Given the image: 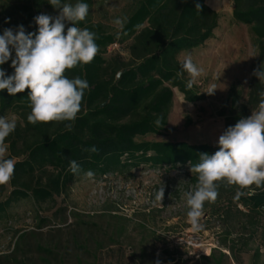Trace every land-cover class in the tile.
<instances>
[{"label": "trees", "instance_id": "trees-1", "mask_svg": "<svg viewBox=\"0 0 264 264\" xmlns=\"http://www.w3.org/2000/svg\"><path fill=\"white\" fill-rule=\"evenodd\" d=\"M231 2L232 22L249 28L257 58L245 100L239 82L228 90L218 113L224 130L257 111L259 92L264 91V83L252 74L264 63V0ZM26 5L19 8L23 18L18 25L26 32H36L32 9ZM219 19L205 0H134L130 14L115 31L101 24L78 22L77 27L97 34L99 51L89 64L66 70L69 78L80 76L90 86L70 131L65 127L68 122L30 123L28 90L15 96L0 91V116L16 119L15 131L5 141V158L15 161V171L10 182L0 185V218L21 201L55 205L56 199L64 197L70 185L88 171L92 177L105 178L141 166L184 168L191 173L190 185L196 186L197 174L190 167L199 162L201 153L212 155L219 146L160 139L169 133L174 90L188 104L207 99L194 84L188 87L191 77L181 68L178 56L213 39ZM114 45L124 47L128 57L107 55V49ZM12 55L14 58L15 53ZM0 68L7 75L14 72L11 60ZM184 123L186 128L193 125L189 118ZM93 146L98 152L86 151ZM73 160L81 167L79 174L69 170ZM243 191L247 194L236 199L237 186L221 183L216 200L204 203L202 215L207 221L214 219L221 229L218 249L199 258L204 264H242V257L249 253L252 264H259L264 249V186L252 185ZM25 238L24 234L18 237L13 252L0 256V264H65L59 246L37 245L31 257L20 258V243ZM168 260L175 262L174 258Z\"/></svg>", "mask_w": 264, "mask_h": 264}, {"label": "rangeland", "instance_id": "rangeland-1", "mask_svg": "<svg viewBox=\"0 0 264 264\" xmlns=\"http://www.w3.org/2000/svg\"><path fill=\"white\" fill-rule=\"evenodd\" d=\"M133 1L80 0L89 5L83 22L101 24L115 31L120 25L114 21L118 18L125 21ZM24 4L30 6L34 17L58 14L47 0H0L1 30L16 28L23 18L19 8ZM205 5L220 18L216 36L211 39L218 41L212 51L219 54L210 61L205 60L199 47L182 52L180 60L191 56L203 69L195 82L207 99L189 105L175 93L168 117L169 133L160 139L163 141L214 143L218 123L222 122L218 113L230 86L239 82L242 99L247 96L257 58L249 28L233 24L231 0H205ZM33 25H36L34 19ZM69 26L66 23V28ZM123 51L124 47L111 46L107 55ZM208 64L212 73L207 75L204 72ZM186 118L192 119L191 127H185ZM190 178L191 173L184 168L158 170L149 166L105 178L83 175L70 185L64 197L56 199L55 205L35 206L30 200L13 205L0 218V256L11 254L18 237L24 234L20 258L31 257L35 247L43 245L59 246L65 264H77L76 259L82 264H157V261L159 264H204L199 258L209 257L202 254L210 247L218 249L221 229L214 219L207 221L205 215L199 218V230L193 229L185 197L186 192L196 188L190 185ZM162 188L161 199L158 196ZM249 248L253 249L254 245ZM262 254L259 264H264V249ZM169 258L175 262L168 263ZM2 264L8 263L2 261ZM242 264H252V253L242 257Z\"/></svg>", "mask_w": 264, "mask_h": 264}, {"label": "clouds", "instance_id": "clouds-1", "mask_svg": "<svg viewBox=\"0 0 264 264\" xmlns=\"http://www.w3.org/2000/svg\"><path fill=\"white\" fill-rule=\"evenodd\" d=\"M48 2L58 14L35 16L36 32H26L23 25H18L15 29L5 28L0 34V65L11 60L14 69L7 75L0 68V91L7 90L8 95L15 96L28 90L31 111L27 119L30 123L68 122L65 127L70 131L90 86L86 79L69 78L65 73L93 61L99 51L95 42L99 37L87 28L76 26L89 13L87 3L80 0L75 4L62 0ZM196 8H201L199 3ZM66 23L71 26L66 28ZM114 23L122 25L123 21L118 18ZM181 68L191 77L188 87L203 72L191 56L182 62ZM252 74L264 83V63ZM259 96L258 110L227 127L218 138V150L212 155L201 153L199 162L190 167L191 172L197 174V184L195 191L186 192L185 197L189 209L187 216L194 230H199L204 203L216 200L221 183L237 186L236 199L246 195L243 190L252 185L264 186V91H260ZM15 128V119L0 116V185L10 182L14 175L15 161L5 158L8 151L5 141ZM86 151L98 152V149L93 146ZM69 170L79 174L81 167L73 160ZM85 175L91 176L92 172ZM163 195L162 188L158 198L162 199Z\"/></svg>", "mask_w": 264, "mask_h": 264}, {"label": "crops", "instance_id": "crops-1", "mask_svg": "<svg viewBox=\"0 0 264 264\" xmlns=\"http://www.w3.org/2000/svg\"><path fill=\"white\" fill-rule=\"evenodd\" d=\"M215 36H216V32L214 33V38H215ZM216 44L218 45V41L217 40H209V41H207L202 47H200L202 50V53L204 54V56H205V60H208V61H210V60H212L213 59V57L216 55H218L219 53H213V49H215V46H216ZM113 47V46H112ZM209 52H211V53H209ZM120 55L121 56H123L124 58H127L128 57V55H127V53L125 52V51H123L122 53H120ZM201 56V55H200ZM203 56V55H202ZM178 60L180 61V62H183L185 59H183V60H180V54H179V56H178ZM195 63V62H194ZM218 65V64H217ZM216 65V66H217ZM210 65L208 64L207 65V67H206V69H205V72H204V74H210V73H212L211 72V70L209 69L210 67H209ZM216 69V68H215ZM195 86H197V85H199L197 82H194L193 83ZM198 87V86H197ZM229 87V86H228ZM175 93H178L176 90H174V99L176 98V94ZM179 94V93H178ZM180 94H179V96H178V99L180 98ZM197 104H200V103H197ZM190 105V104H189ZM191 105H194V104H191ZM191 121H192V119H190ZM192 123H193V121H192ZM223 127H224V125H223V122H221V121H219V123H218V130H217V136H215V137H213V139L214 140H216V141H214V143H212V144H207V145H218V138H219V136L223 133ZM189 145H203V144H196V143H189Z\"/></svg>", "mask_w": 264, "mask_h": 264}, {"label": "built area", "instance_id": "built-area-1", "mask_svg": "<svg viewBox=\"0 0 264 264\" xmlns=\"http://www.w3.org/2000/svg\"><path fill=\"white\" fill-rule=\"evenodd\" d=\"M114 48H118V46L117 45H114L113 46ZM212 247H210V248H208V250L205 252V254H202L203 256H209L210 255V253H211V251H212Z\"/></svg>", "mask_w": 264, "mask_h": 264}]
</instances>
